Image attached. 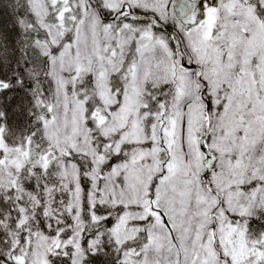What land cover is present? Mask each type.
Masks as SVG:
<instances>
[{
	"label": "snow or ice",
	"instance_id": "6c2138e0",
	"mask_svg": "<svg viewBox=\"0 0 264 264\" xmlns=\"http://www.w3.org/2000/svg\"><path fill=\"white\" fill-rule=\"evenodd\" d=\"M0 264H264V0H0Z\"/></svg>",
	"mask_w": 264,
	"mask_h": 264
}]
</instances>
